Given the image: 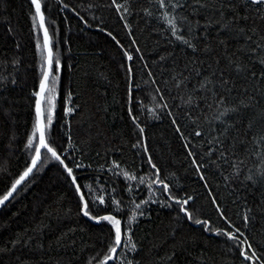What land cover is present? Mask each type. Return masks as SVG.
<instances>
[{
  "label": "trees",
  "instance_id": "obj_1",
  "mask_svg": "<svg viewBox=\"0 0 264 264\" xmlns=\"http://www.w3.org/2000/svg\"><path fill=\"white\" fill-rule=\"evenodd\" d=\"M40 3L54 53L46 137L73 169L89 215L44 150L0 211V264H101L114 225L89 218L107 215L124 236L109 264H264V8ZM165 13L177 18L176 35ZM45 59L31 0H0V199L35 155L27 144Z\"/></svg>",
  "mask_w": 264,
  "mask_h": 264
},
{
  "label": "snow or ice",
  "instance_id": "obj_2",
  "mask_svg": "<svg viewBox=\"0 0 264 264\" xmlns=\"http://www.w3.org/2000/svg\"><path fill=\"white\" fill-rule=\"evenodd\" d=\"M32 4L35 7V12H36V18L39 21V25L40 27H44V15L41 12V3L40 0H31ZM157 2L159 3V5L164 8V7H168V6H172L173 8H175L176 6L179 5V0H177V3L174 5L172 3V0H157ZM196 3H199L200 0H195ZM113 4H116V0H112ZM249 4L252 5H258L261 8H264V0H248ZM117 10L119 11L120 8L122 7V5L116 4ZM257 11H260V8L256 9ZM125 11H127V9L125 8ZM170 14L169 13H165L164 18L167 20L168 25L170 26L173 35H176L177 33V23H176V17L172 16L171 18H169ZM180 19H185L183 17H181ZM35 23V21H34ZM179 40H182L185 44H189V46L193 47V49L195 50V46L191 45L190 42L186 39H184V37L177 35L176 37ZM44 46L47 49V70L44 72L43 75V79L41 80L40 83V91L37 92L35 95L38 97L37 101H36V119H35V125H34V130L32 132L31 137L28 140V144L27 146L34 151L35 155L32 159V166L29 167L22 176H20V178L18 180L15 181V183L12 185V189L11 191H9L6 195L3 196L2 199H0V204H3L4 201H7L9 199V197H11L13 195V192L16 191V187L17 185H20L21 182L30 174L32 173L33 169L37 167L38 162H40L43 157H44V152H42V150H45L47 153H51V156L53 158H55V160L59 161L65 168V170L67 171L68 175L70 177L73 178V183H75V177H73V169L68 167L67 164L64 163V160L61 159L60 155H58L57 151L55 150L54 147L50 146V143L46 137V125H45V119H47L48 124H51L52 122V112H51V107H54V102L51 98H48L47 103L51 106L47 112L48 115L47 117H45V109L43 108V103L45 102V97H44V93L46 91H54L53 89H49L48 88V81H49V76L52 74V65H53V59H52V49L49 47V37H48V30L47 28L44 29ZM129 59H131V57H128ZM57 67L59 66V62L57 61ZM261 63H264V59L261 60ZM68 111L70 112L71 109H68ZM233 111H235V109H233ZM249 127H251V124L249 125ZM141 131H143V129H141ZM196 135H200L199 132L196 133ZM260 139L264 140V135H262L260 137ZM37 141L36 144H34L33 142ZM223 154V153H221ZM77 167H80V165H77ZM154 167V165H153ZM133 179L135 177H132ZM165 189L167 188V185H164ZM77 191H80L79 186H77ZM81 199L83 200V196L81 197ZM190 199V198H189ZM100 203L103 204L104 200L101 197L100 198ZM177 203H182L183 205H186L188 203V200H183L181 201H177ZM137 207H139V205H137ZM83 214L85 216L89 215V210H88V203L85 202L83 204ZM185 210L182 208V211ZM191 218V217H190ZM100 220L103 221H109L114 225V229H115V236H114V241H113V246H111L109 248V253L108 255L105 256L104 260L101 261V264H106L107 260H111V259H115V253L117 252V248L121 246L122 243H124V241L122 240V230H121V221L119 219H116L114 216L112 215H107V216H102L99 218ZM245 220L247 221V217H245ZM196 223H202L201 221H196ZM206 223V222H203ZM237 232H239V229H236ZM225 235L228 236L229 239H238V237H236L234 234L232 233H225ZM241 235H243L241 233ZM241 244L247 243V241H241ZM133 249L135 248V245L132 246ZM248 249H251V245H248ZM240 255L243 257L244 260H248V261H252L253 258H255L257 261L260 259V257L257 255V253L255 251H251V255L248 254L247 250H242L240 252ZM129 264H131V262H129Z\"/></svg>",
  "mask_w": 264,
  "mask_h": 264
},
{
  "label": "water",
  "instance_id": "obj_3",
  "mask_svg": "<svg viewBox=\"0 0 264 264\" xmlns=\"http://www.w3.org/2000/svg\"><path fill=\"white\" fill-rule=\"evenodd\" d=\"M34 6V5H33ZM34 9H35V7H34ZM41 12L43 13V8H42V5H41ZM43 15H44V13H43ZM44 18H45V16H44ZM38 20V19H37ZM38 23H39V21H38ZM40 26V25H39ZM45 28H47V26H46V21H44V27H40V30H41V34H42V37H43V44H44V29ZM48 30V29H47ZM48 37H49V47L52 49V59L54 60V53H53V48H52V41H51V36H50V34H49V31H48ZM44 49H45V55H46V59H45V71L47 70V49L45 48V46H44ZM44 71V72H45ZM52 72H53V65H52ZM51 76H52V74L49 76V81H48V86H49V82H50V79H51ZM43 79V78H42ZM40 91V86H39V90H38V92ZM45 95H46V92L44 93V97H45ZM37 99H38V97H36V101H37ZM43 108H44V103H43ZM35 112H36V104H35ZM144 143H145V139H144ZM44 150H42V152H43ZM42 162V160L40 161V162H38V164H37V167L36 168H34L33 169V171H32V173H30L22 182H21V184L20 185H17V187H16V191L15 192H13V195L11 196V197H9V199L7 200V201H4V203L3 204H0V211L12 200V198L15 196V194L17 193V191L21 188V186L34 174V172L36 171V169L38 168V166L40 165V163ZM32 166V163L30 164V166L29 167H31ZM63 166V165H62ZM28 167V168H29ZM63 168H64V166H63ZM64 170H65V168H64ZM66 171V170H65ZM67 172V171H66ZM68 174V173H67ZM23 175V174H22ZM21 175V176H22ZM70 177V176H69ZM74 177V176H73ZM20 178V177H19ZM70 179H71V181H72V183H73V178L72 177H70ZM73 185L75 186V188H76V190H77V186H78V184H77V182H76V180H75V183H73ZM80 188V187H79ZM12 189V188H11ZM11 189H10V191H11ZM77 193H78V195L80 196V198L83 196V204L86 202V200H85V198H84V195H83V192H82V190L80 189V191L78 192L77 191ZM82 209H83V207H82ZM82 214H83V210H82ZM83 216L85 217V218H88L87 216H85L84 214H83ZM89 220H90V222H92L93 224H95V225H98L102 220H100L99 218H97V219H91V218H89ZM121 230H122V225H121ZM122 240L124 241V236H123V232H122ZM122 246H123V243L121 244V246L120 247H118L117 248V252L115 253V257H116V255H117V253H118V251L122 248ZM113 259H111V260H107V262H106V264H109L111 261H112Z\"/></svg>",
  "mask_w": 264,
  "mask_h": 264
},
{
  "label": "bare ground",
  "instance_id": "obj_4",
  "mask_svg": "<svg viewBox=\"0 0 264 264\" xmlns=\"http://www.w3.org/2000/svg\"><path fill=\"white\" fill-rule=\"evenodd\" d=\"M101 223V222H100Z\"/></svg>",
  "mask_w": 264,
  "mask_h": 264
}]
</instances>
